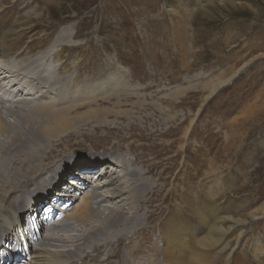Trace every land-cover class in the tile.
<instances>
[{
    "label": "rangeland",
    "instance_id": "rangeland-1",
    "mask_svg": "<svg viewBox=\"0 0 264 264\" xmlns=\"http://www.w3.org/2000/svg\"><path fill=\"white\" fill-rule=\"evenodd\" d=\"M13 20L32 28L11 39L14 50L34 53L67 31L60 62L76 61L81 86L96 88L102 71L128 84L120 107L142 119L133 124L122 117L112 129L142 154L141 166L151 164L149 180L176 185L155 197L154 205L167 197L154 208L155 223L181 189L199 186L212 212L245 221L243 246L264 250V0H0V25ZM217 79L227 82L207 97L201 84ZM181 86L186 93L169 101L167 94ZM82 147L71 148L72 161L98 167ZM61 173L58 189L66 183ZM235 259L254 264L249 254Z\"/></svg>",
    "mask_w": 264,
    "mask_h": 264
},
{
    "label": "bare ground",
    "instance_id": "bare-ground-1",
    "mask_svg": "<svg viewBox=\"0 0 264 264\" xmlns=\"http://www.w3.org/2000/svg\"><path fill=\"white\" fill-rule=\"evenodd\" d=\"M31 29L17 20L0 25V261L6 262L16 247L4 242L36 236L30 260L19 264H235L237 255L246 261L248 254L254 264H264L262 247L243 246L242 217L212 212L198 195L199 186L196 192L181 189L174 206L165 207L168 215L154 222V208L176 185L149 180L151 164L141 166L142 154L112 129L122 117L133 124L140 121L139 112L120 107L128 84L115 83L110 72L102 71L96 88L81 86L76 61L71 60V67L60 62L62 42L70 41L67 31L34 53L14 50L17 42L11 39ZM126 73L119 74L124 78ZM226 82L217 79L201 87L209 97ZM187 90L178 87L167 97L178 99ZM113 98L114 106L101 105ZM75 145H85L82 149L96 156L98 172L84 173L79 184L66 181L56 190L61 172L76 174L83 167L71 159ZM164 189L167 195L154 205ZM52 196L72 204L46 232L38 219L36 235L26 218ZM259 212L264 216V205ZM234 231L238 236L231 245Z\"/></svg>",
    "mask_w": 264,
    "mask_h": 264
}]
</instances>
